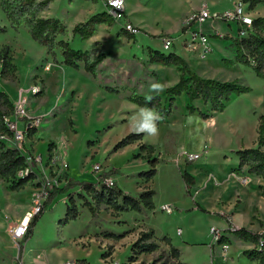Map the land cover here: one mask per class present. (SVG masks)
Returning <instances> with one entry per match:
<instances>
[{
    "label": "rangeland",
    "instance_id": "1",
    "mask_svg": "<svg viewBox=\"0 0 264 264\" xmlns=\"http://www.w3.org/2000/svg\"><path fill=\"white\" fill-rule=\"evenodd\" d=\"M125 1L127 18L120 22L109 14L106 0H55L40 14L44 18L57 19L67 27L66 34L58 37L56 42L68 41L73 49L89 53L93 59L100 53L106 54V59L92 75L85 71L83 64L79 69L64 65L61 49L56 47L48 53L47 47L39 44L24 24L14 28L0 0V25L6 28V32L0 35V49L8 48L15 66L14 79L4 80L0 75V92L5 93L13 104V119L24 132L25 141L16 142L10 135H1L0 139L5 141L7 148L17 149L27 159L26 166L16 175L6 178L0 175V264H56L72 250L81 258L78 262L73 260L77 264L88 255L89 264H104L101 262L108 250L102 249L97 241L90 243L92 236L113 241L111 235H124L137 227L149 230L141 232L135 244L142 234L152 231L155 241L163 246L154 252H141L143 247L155 243L152 237L135 250L122 249L111 264H132L136 258L131 257L142 253L143 257L144 253L149 256L154 253L152 264H178L179 259L164 238L180 248L181 260L186 264H264V258L251 260L245 253L248 248L237 241L228 250H223L226 239L218 242L212 229L223 235L225 230L222 228L228 218L223 217L220 210H211L215 199H211L209 190H201L200 195L189 192L182 177L186 165H177L178 158L163 149L162 140L166 142L180 136L183 141L176 148L186 146L189 137L181 135L180 126H184L182 132L195 129L192 124L197 123V118L204 119L202 113L210 117L214 113L199 100L194 103L198 111L191 114L186 94L176 98L170 106L166 91L179 81L180 72L175 66L152 61L156 51L165 56L174 53L202 78L236 81L251 89L249 93L233 97L226 110L215 115V123L209 125L213 139L209 143V155L197 163L186 161L197 167L192 171L207 167L215 172H220L219 168L231 169L232 162L237 161L238 151L258 147V122L264 115V80L257 77L254 68L237 60L238 23L229 24L214 16L234 10L238 3H244L246 8L251 4L245 0ZM92 2L96 4L94 15L108 13L112 22L97 25L90 38L92 42H89V39L83 41L74 36L73 27L93 16L92 11L81 13L89 10ZM205 6L212 18L203 25L188 27L187 21ZM252 14L254 18L264 17V0L252 9ZM127 21L142 30L139 37L135 38L123 29ZM195 31L208 38L211 51L205 56L201 46L192 48ZM256 33L264 37V29L258 28ZM165 37L173 39L174 45L169 50L164 47ZM197 42L200 43V39ZM153 83L163 85V91L150 92L149 86ZM33 87H38L41 92L32 94ZM148 96L161 97L160 106L152 108L162 117L157 122L155 136L137 134L132 129L133 116L149 106ZM143 99L147 107L140 104ZM24 100L26 104L18 106ZM160 107L170 110V115L163 118ZM0 110L9 113V107L1 97ZM36 118L41 119L39 127L27 130L26 123ZM134 134L138 135L136 140L121 145ZM149 144L156 148L144 146ZM188 151L199 153L202 150L190 148ZM158 152L162 153L161 160L155 162L158 172L149 183L147 174L152 169L149 159ZM31 158L40 160L34 168L29 163ZM64 163L68 164V169L63 167ZM96 165L101 166L100 172L94 171ZM69 171L74 181L94 185L100 176L108 174L117 189L134 198L151 189L155 191V208L148 214L124 211L116 216L117 211L107 203V198L95 197L79 188L83 197L77 194L76 199L91 203L96 214L86 207L88 210L78 219L64 222L66 202L63 196L78 188L57 194L36 223L32 236L22 243V259L19 261L21 242L13 240L11 230L36 207L46 189L59 188L70 179ZM236 173L240 175V172ZM23 180L26 182L22 183ZM97 190L100 192L101 186ZM259 193L264 201V184ZM166 205L173 208L172 215L162 211ZM259 233H264V214L261 212ZM230 235L233 239L238 237L234 230ZM81 239L87 245L85 249L74 243ZM249 246L250 250L261 251L259 245Z\"/></svg>",
    "mask_w": 264,
    "mask_h": 264
},
{
    "label": "trees",
    "instance_id": "2",
    "mask_svg": "<svg viewBox=\"0 0 264 264\" xmlns=\"http://www.w3.org/2000/svg\"><path fill=\"white\" fill-rule=\"evenodd\" d=\"M55 0H1V5L5 11L8 20L14 28H19L21 25L29 30L32 37L42 46L47 47L48 53H52L56 47H59L63 56V64L74 69H79L81 64L84 65V69L87 73L94 75L98 66L106 59L105 53L96 55L93 59L91 54L83 52L81 50H75L71 47L70 43L65 40L56 42L58 37L64 36L67 32V27L59 20L53 18H44L40 14L46 11L50 4ZM98 2L99 0H92ZM249 2L250 9H254L255 6L262 3L263 0H245ZM112 22V17L108 13H98L90 17L85 23L77 25L73 29V35L79 36L83 41L91 38L96 32V26L101 24H107ZM258 28L264 29V17L254 19V31L246 38H239L236 44L237 60L245 65L254 68V71L258 78L264 80V37L259 36L256 33ZM6 32V28L0 25V35ZM156 55L152 56V61H160L166 66H175L180 72V79L178 83L167 89L166 94L170 100V106L176 98L186 94L188 98L187 108L191 114L198 111V108L194 105L196 101H203L205 107H208L212 113H223L228 103L235 96L249 93L251 89L247 86L241 85L238 82H222L214 79L202 78L198 74L194 73L188 63L180 56L171 53L168 56L155 52ZM96 54V53H93ZM0 75L4 80H10L15 78V66L13 65L12 58L9 54L8 48L0 49ZM0 97L5 99L9 107V113H2L0 110V136L10 135L9 129L5 123V118L13 114L14 106L9 102L5 93L0 92ZM140 102V100H138ZM161 97L155 96L149 100L147 105L146 100H142L140 104L143 107L152 109L154 106H160ZM170 108V107H169ZM160 112L163 118L170 115L171 111L166 108L160 107ZM205 120L210 118L209 114L202 113ZM258 147L246 150H240L236 154L239 157L240 164L237 171H242L243 168H248V173L259 176L264 180V115L260 117L258 123ZM138 135L128 136L121 145L132 143L136 140ZM150 160L152 169L148 172L149 181L156 175L157 159ZM27 159L24 155L20 154L17 149L7 148L5 141L0 139V175L2 177H10L16 175V173L26 166ZM110 175L105 174L99 177L97 184H90L85 182H77L73 179H68L66 185L63 188H54L49 191L48 198L42 207L41 212L36 215L30 222L28 227V233L19 244L20 258L22 259L23 245L30 236H32L33 229L41 218L42 214L47 210L48 205L53 201L57 194H64L75 188H81L86 193H92L95 197L107 198V203L111 205L117 212L124 211H137L154 210V196L155 191L148 189L140 194L138 198H134L129 195H125L121 190L114 188H108L103 184L105 178ZM183 179L188 185L193 184V178L183 173ZM26 182L25 180L22 183ZM101 186V191L97 190V187ZM261 188V186H260ZM83 197V195H81ZM122 200L119 203V200ZM68 208L67 217L64 222L74 220L77 218V208L74 203ZM90 212L95 215V211L91 203L85 202ZM230 224V222H229ZM232 226V225H230ZM235 234L239 239L245 242H250L256 245H260L262 239H264V233L250 232L244 228L235 229ZM154 233H144L141 238L135 244L137 249L144 240H151ZM223 238V237H222ZM177 259H179V252L170 244L168 239L164 240ZM141 252H154L157 248V244H151L143 247ZM139 253V252H138ZM251 260L258 257L264 258V242L261 251L252 250L245 252ZM134 258V257H133ZM79 264H88L85 261ZM178 264H184L179 262Z\"/></svg>",
    "mask_w": 264,
    "mask_h": 264
},
{
    "label": "crops",
    "instance_id": "3",
    "mask_svg": "<svg viewBox=\"0 0 264 264\" xmlns=\"http://www.w3.org/2000/svg\"><path fill=\"white\" fill-rule=\"evenodd\" d=\"M91 5L92 6H90L89 10L83 11L81 13L87 14V13L93 12L92 15H94L95 9H96V4L94 2H92ZM73 28H75V26ZM91 40L92 39L89 38V42H92ZM179 79H180V77H179ZM177 83L178 82H176V84ZM216 114L217 113H214L207 120H204V119L201 120V119L197 118L196 119L197 123L192 124V125H195V129L192 128V130L190 129V130H187L186 132H182L184 130V126L183 125L180 126L181 135H185V136L188 135L187 138L189 137L188 138L189 142L186 144V146L183 145V146H179L178 148H176L178 143L183 141L182 136H180V138L170 139L169 141L167 139L166 142H165V140H162L161 143L164 147L163 149H166V151L170 152L172 157L176 156L178 158L177 159V165H179V166H182V164L186 165V170L184 172H187V174L190 175L194 179L193 184H191V185H188L185 182V180L183 179L185 182V187L187 189H189V192L192 193V191H195V194L200 195L201 190H209V192L211 193V199H213V200L215 199L214 200L215 204H212L211 210L213 212L220 210V212H222V214L224 215L223 217L226 216L228 218V222L225 220L226 224L222 228L225 230V232L223 233L222 236H223V239L225 238L227 241L226 245L228 246V249L230 248V246L233 245V243L235 241H237L241 245L245 246V248H248V249H246V251H252V250H250L249 245H253V243L242 241L238 237H234V239H233L232 236L230 235V233L232 232V230L242 229V228H244L250 232L259 233V212L264 214V201L262 200V198L260 196L259 189H260V186H262L264 184V180L262 178H260L259 176L249 174L247 167L243 168V170L240 171V175L237 174L236 172H237V169H238L239 163H240L239 157L238 158L236 157V159H237L236 162L235 161L232 162L233 165H232L231 169L219 168L220 172L210 171L209 167L205 168L202 171H200V170L192 171V169H195L197 167H193V164H188L184 160V153L186 151H188V149H190V148L195 149V150H205L207 152V155H209V149H210L209 143H212L211 141H213V139L211 138L210 133H209V125L211 127L215 123V115ZM186 117H188V116H186ZM199 120H201V121H199ZM164 123H166V122H164ZM197 127H201V128L197 129ZM257 138H258V132H257ZM144 146L147 148H150V147L154 148L155 147L154 145H151V144L144 145ZM169 148H172V150L169 151ZM161 157H162V153L158 152V154L157 155L155 154L154 157L151 159L152 160L153 159L161 160ZM156 171L158 172L157 168H156ZM182 172L183 171L180 168V173H182ZM69 174H70V178H71L70 171H69ZM216 176L221 179V182L216 178ZM243 179H246V183H243ZM153 180H154V178L148 182L150 183ZM65 185H66V182L64 183V185H62L59 188H63ZM116 186H117V184H116ZM81 191L82 190L78 188L74 191H70L69 193H67V196L66 195L63 196L64 202H66V212H65L66 217H67L68 208L71 206V200H73L72 203H74L75 207L77 208V218L76 219H78L83 212L88 210V208H86L87 206H85V203L82 200H80L78 198L76 199L77 194L80 196L82 195ZM125 195H127V194H125ZM139 196H140V194H139ZM153 201H154V199H153ZM121 202H122V200L120 199L119 203H121ZM154 205H155V203H154ZM152 211L151 210H143L142 213L148 214ZM114 214L116 216H120L121 212H116ZM229 222H230V224H229ZM230 225H232V226H230ZM230 228L232 230H230ZM148 230L149 229L147 227H137L136 229H133L132 231H130L124 235H120V236L111 235L112 239H115L113 241H111V239L110 240H103L99 236H95V237L92 236L93 239L92 240L90 239V243L93 240L97 241V243L101 246L102 249L108 250V253L104 255V260L101 263L104 262V264H107V263L111 264L112 261L115 262L114 259L118 255L119 251H121L122 249H134L135 250L134 245H135L137 238L140 236V233L143 231H148ZM179 233H180V235H182V230H180ZM7 234H8V229H7ZM165 239H168V238H164V240ZM153 240H154L155 244L158 245V247L163 246L161 243L159 244L155 241V234L153 236ZM169 242L179 252V261L181 263H184L181 260L182 257H181L180 248L175 247L171 243L170 240H169ZM74 243L76 246L80 245L83 249H85L87 246L83 239H81L79 241L76 240V241H74ZM212 247H215V246L212 244ZM77 248H79V247H77ZM56 253H57V251H56ZM142 254H140L138 256H134V258H136V259L134 260V262H132V264H141V263L152 264L153 259H154L153 258L154 253L150 254V256H149V254L144 253L145 257H143ZM87 258H90V256L89 255L86 256L79 263H81L83 261L88 263ZM131 258H133V257H131ZM79 259H81L80 256H77L72 250L71 252L66 253V255H63L60 259H58L57 263H60L63 261L69 262V261H73V260L78 262ZM229 259L230 258H228V260ZM23 264H25V262ZM33 264H44V263L38 262V263H33ZM184 264H186V263H184Z\"/></svg>",
    "mask_w": 264,
    "mask_h": 264
},
{
    "label": "built area",
    "instance_id": "4",
    "mask_svg": "<svg viewBox=\"0 0 264 264\" xmlns=\"http://www.w3.org/2000/svg\"><path fill=\"white\" fill-rule=\"evenodd\" d=\"M106 6H107L109 14L116 21L120 22V21L127 18V16H126V1L125 0H106ZM211 18H212V16H211L209 10L207 9V7H204L201 11L195 13L191 17V19H189L187 21V26L191 27L193 24L203 25L204 23L207 22V20H209ZM214 18L226 21L229 24H231L232 22H237L238 26H239L238 27L239 38H246L254 31V19L255 18L253 17L252 10L250 9V6L248 8H246L244 3H238L235 6L234 10L228 11V12L224 13L223 15H216V16H214ZM123 29L135 38L139 37L142 34V30L135 27L130 21L126 22ZM198 39H200V43L197 42ZM163 42H164V47L166 50L171 49L174 45L173 39L169 38V37L163 38ZM208 42H209L208 38L204 34L197 32V31L193 32V46H192V48L197 49L199 46H201L202 53L204 56L207 55V53H210V51H211V49L208 46ZM31 92H32V94L37 95L41 92V89H39L38 87H33ZM24 104H26L25 100H24V102H19L18 106H22ZM22 109H24V108H22ZM14 116H15V114H13L9 117H6L5 123L9 129L10 136L13 137V139L16 142L23 143L25 141V135H24V132L19 130L18 122L13 119ZM40 123H41V119L36 118V119H33V121L26 123L25 128L27 130L37 128V127H39ZM3 139H5V137ZM206 156H207V152L205 150H202L199 153H191L189 151H186L184 153V160L187 162H190V163H197V162L201 161L203 158H205ZM39 162H40V160H38L36 158H31L29 160V163L33 166V168L35 167L36 163H39ZM63 167L68 169V164L64 163ZM101 169L102 168L99 165L94 166L95 172H100ZM243 183H246V179H243ZM103 184L108 188H114L116 186L115 181L111 177L105 178L103 181ZM52 190L46 189V193L42 196V199L36 203V207L33 210H31L30 212H28L26 214V216L24 217V219L11 230L10 234H11V237L13 238L14 241H16L17 243L23 241V239L25 238V236L28 233V227H29L30 222L33 220V218L36 215H38L41 212L42 207L44 206V204L48 198L49 191H52ZM162 211L165 212L167 215H172L174 212L173 208L171 206H167V205L162 208ZM25 220H28V222L25 223ZM212 234L214 235L215 239L218 242H220L222 240L223 236L219 230L212 229ZM263 242H264V239H262V241L259 245L261 247V249H262ZM223 250L224 251L228 250V246L224 245ZM64 264H77V263L74 261H69V262H66ZM115 264H119V263H115Z\"/></svg>",
    "mask_w": 264,
    "mask_h": 264
},
{
    "label": "clouds",
    "instance_id": "5",
    "mask_svg": "<svg viewBox=\"0 0 264 264\" xmlns=\"http://www.w3.org/2000/svg\"><path fill=\"white\" fill-rule=\"evenodd\" d=\"M149 91L157 93L163 91V85L153 83L149 86ZM151 98V96L146 97L149 100ZM161 119L162 117L156 110L141 108L132 118V129L137 134L144 133L149 136H155L158 133L157 122Z\"/></svg>",
    "mask_w": 264,
    "mask_h": 264
},
{
    "label": "bare ground",
    "instance_id": "6",
    "mask_svg": "<svg viewBox=\"0 0 264 264\" xmlns=\"http://www.w3.org/2000/svg\"><path fill=\"white\" fill-rule=\"evenodd\" d=\"M27 222H28V220L25 221V223H27Z\"/></svg>",
    "mask_w": 264,
    "mask_h": 264
}]
</instances>
